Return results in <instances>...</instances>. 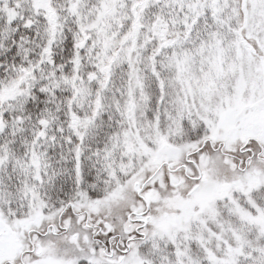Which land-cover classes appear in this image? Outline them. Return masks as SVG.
<instances>
[{"label":"snow or ice","instance_id":"1","mask_svg":"<svg viewBox=\"0 0 264 264\" xmlns=\"http://www.w3.org/2000/svg\"><path fill=\"white\" fill-rule=\"evenodd\" d=\"M0 264H264V0H0Z\"/></svg>","mask_w":264,"mask_h":264}]
</instances>
